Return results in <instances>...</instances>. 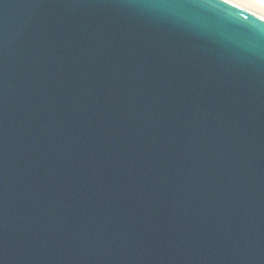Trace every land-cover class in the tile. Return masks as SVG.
<instances>
[{
    "label": "water",
    "instance_id": "water-1",
    "mask_svg": "<svg viewBox=\"0 0 264 264\" xmlns=\"http://www.w3.org/2000/svg\"><path fill=\"white\" fill-rule=\"evenodd\" d=\"M0 264H264V2L0 0Z\"/></svg>",
    "mask_w": 264,
    "mask_h": 264
},
{
    "label": "snow or ice",
    "instance_id": "snow-or-ice-1",
    "mask_svg": "<svg viewBox=\"0 0 264 264\" xmlns=\"http://www.w3.org/2000/svg\"><path fill=\"white\" fill-rule=\"evenodd\" d=\"M224 2H225V3H228V2H229V0H224ZM262 2H264V0H262Z\"/></svg>",
    "mask_w": 264,
    "mask_h": 264
},
{
    "label": "bare ground",
    "instance_id": "bare-ground-1",
    "mask_svg": "<svg viewBox=\"0 0 264 264\" xmlns=\"http://www.w3.org/2000/svg\"><path fill=\"white\" fill-rule=\"evenodd\" d=\"M257 1H260L262 3V0H257Z\"/></svg>",
    "mask_w": 264,
    "mask_h": 264
}]
</instances>
